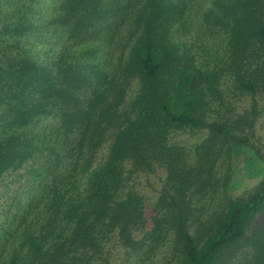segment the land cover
I'll return each mask as SVG.
<instances>
[{
  "label": "trees",
  "instance_id": "obj_1",
  "mask_svg": "<svg viewBox=\"0 0 264 264\" xmlns=\"http://www.w3.org/2000/svg\"><path fill=\"white\" fill-rule=\"evenodd\" d=\"M210 42L224 48L213 60L189 49ZM260 51L264 0H0V181L25 164L44 173L0 225V264H114L119 253L145 264L170 236L182 264H264V223L252 230L264 165L203 232L190 230L188 201L225 143L228 157L244 151L248 139L206 111L228 71ZM181 128L212 134L199 166L170 143ZM158 169L168 183L148 208L132 180Z\"/></svg>",
  "mask_w": 264,
  "mask_h": 264
},
{
  "label": "rangeland",
  "instance_id": "obj_2",
  "mask_svg": "<svg viewBox=\"0 0 264 264\" xmlns=\"http://www.w3.org/2000/svg\"><path fill=\"white\" fill-rule=\"evenodd\" d=\"M207 1L209 3L213 0ZM196 37L190 35L189 44L196 42ZM214 43L216 42H210L208 51L205 52L202 47L197 46V43L190 45L189 49L191 53L198 55L200 61L206 62L219 56L224 49L222 45L215 44L214 49L209 50V46ZM259 53L263 54L262 51ZM259 53H252L254 59L245 66L240 64L239 68L235 65L234 69L229 70L211 97V107L206 111V118L227 123L235 135L245 136L248 140L244 145L245 148L242 149L243 153L239 155L231 154L228 157L227 143L223 145L221 155L213 154L215 164L204 176L206 185L188 199L191 200L192 207L190 222L195 224L190 228L192 233L203 232L202 229L205 228L203 225L220 215L225 208L228 194H245L257 185L263 176L261 170L264 163L259 154L264 157V54L258 57ZM236 73H239V76ZM240 80H254L255 91L250 92L246 88H241ZM135 87L133 90L136 89ZM131 93L129 96H133L134 91ZM211 136L208 129L181 128L171 132L170 143L183 149L188 164L199 166L201 162L197 147L207 142ZM222 142L223 140L219 138L214 143L215 153L219 152L218 148ZM108 149L109 143L99 152L100 161L105 158ZM43 175V169L38 164H25L22 168L5 174L0 181V225H7L12 221L17 208H21L32 197L34 187ZM132 182L144 197L148 208H151L162 194L163 188L167 186V172L164 169L152 173L140 172ZM263 223L264 211L253 224L252 230ZM173 243V238L170 236L150 254L145 264H182V258ZM114 260H116L114 264H125L121 260L120 253Z\"/></svg>",
  "mask_w": 264,
  "mask_h": 264
}]
</instances>
